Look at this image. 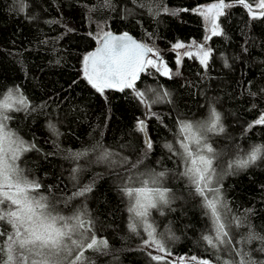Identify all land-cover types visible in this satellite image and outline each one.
I'll return each instance as SVG.
<instances>
[{"label": "trees", "instance_id": "1", "mask_svg": "<svg viewBox=\"0 0 264 264\" xmlns=\"http://www.w3.org/2000/svg\"><path fill=\"white\" fill-rule=\"evenodd\" d=\"M214 2L217 0H148L150 11L136 0H111V8L89 12L98 0H23V11L17 0H0V98L9 88L18 87L28 101L26 109L9 112L12 118L6 123L39 149L24 153L18 164L43 185L44 194L67 202L60 204L65 213L86 207L97 238L108 243L99 252H85L93 264L157 262L143 246L142 230L136 234L127 227L128 201L119 193L116 177L122 170L105 163L88 164L94 155L75 160L70 154L100 142L134 163L143 156L146 139L153 147L141 168L167 169L164 186L173 195L163 215L152 210L150 221L157 238L164 234L165 246L173 256L197 257L210 264H220L217 256L228 258L227 251L209 248L201 239L209 222L199 198L189 196L185 180L176 175L180 171L176 158L164 147L176 140L178 120L206 118L210 106L221 114L225 129L210 140L221 154L225 173L220 178L221 193L232 212L244 220L243 226L233 227L234 243L229 247L243 249L253 260L264 262V241L246 239L249 232L264 237V156L245 169H228L229 162L253 145H264V125L248 127L264 113V19L253 20L245 8L234 5L218 17L221 34L207 35L202 16L192 10ZM248 2L256 7L260 0ZM176 8L178 14L171 15ZM98 26L127 32L160 54L171 78L149 67L136 81L150 107L129 89L106 90L101 96L82 78V59L97 44L92 34L98 32ZM177 42H201L211 49L207 66L196 55L183 56L178 66L173 50ZM165 90L168 97L151 103L156 92ZM139 120L145 121L144 132L137 129ZM78 165L81 171L73 173ZM94 178L91 192L73 197ZM167 261L165 258L162 264Z\"/></svg>", "mask_w": 264, "mask_h": 264}, {"label": "snow or ice", "instance_id": "2", "mask_svg": "<svg viewBox=\"0 0 264 264\" xmlns=\"http://www.w3.org/2000/svg\"><path fill=\"white\" fill-rule=\"evenodd\" d=\"M17 2L20 4L19 10L23 11V0ZM136 2L138 6H147L152 11L148 0H136ZM234 5L245 8L253 20L264 19V11H254L248 0H231V3L217 0L192 11L203 17L210 27L211 35L216 36L221 34L216 22L217 18L224 15L226 8ZM111 7V0H98L95 7L89 8V12L97 8ZM256 8L264 10V0H260ZM155 14H158V11ZM98 28V32L92 34L97 47L94 51L86 53L82 59V78L101 96L105 95L107 89L119 92L129 89L140 103L146 108L150 107L145 92L137 88L136 81L140 73L149 67L171 78L160 54L152 47L138 42L127 32L116 36L110 31H105L104 26ZM73 30L68 29V31ZM184 47L179 42L173 45L174 49ZM184 55L191 58L194 53L187 51ZM195 55L201 65L207 66L211 49H206L204 45H195ZM176 63L180 65L179 58ZM179 74L176 72V75ZM152 91L156 90L152 89ZM169 95L166 90L162 94L156 92V98L151 103H156ZM27 107L28 101L18 87L9 88L0 98V264H93L85 252L88 250L99 252L101 248H107L108 243L97 238L93 231L94 223L86 207L75 208L70 213H65L60 208V204L67 202L44 194L41 191L43 185L38 180L31 179L26 170L18 164L24 153L33 149L39 151L35 144L24 141L11 131L6 123L12 118L8 115L9 112ZM256 125H264V113H261L248 127L251 129ZM49 128L53 134L59 135L54 125L50 124ZM178 128L174 143H166L164 147L176 158L174 162L180 169L176 175L185 180L189 196L199 198L202 214L209 222L207 233L203 234L201 239L209 248L218 252H228L227 259L221 260L217 256L220 264H264L253 260L243 249L229 247L234 243L233 227L243 226L244 220L232 212L219 186L220 178L225 173L220 166L221 154L216 151L210 140L212 135H220L225 131L221 123V114L215 107L210 106L206 118L193 121L178 120ZM137 129L140 132L145 131L144 120L138 121ZM152 147V141L146 139L143 156L134 163H130L127 157L121 158L119 153L106 148L100 142L91 149L70 155L75 160L94 155L95 159L88 160V164L105 163L110 168L118 166L122 170L116 173V177L118 191L128 201L127 227L130 232L136 234H139L138 229H143L147 235V239L143 241L144 248L154 249L163 254L154 255L149 252L152 261L162 264L165 257L171 253L165 246L164 234H161L160 239L157 238L156 228L150 222V217L152 210H157L163 215V208L170 206L173 195L172 189L164 186L167 169L157 171L147 166L141 168ZM262 156H264V145H253L243 156H238L236 160L229 162L228 169H245ZM79 171H81L79 165L72 169L73 173ZM94 183L95 178L92 183L84 185L73 193V197L85 196L92 191ZM48 191H52L51 186ZM4 225H7V228H4ZM168 238L176 239L175 236ZM254 238L264 241V237H256L251 232L246 239L250 241ZM261 251H264V248ZM190 259L197 261V264H210L208 260L197 257ZM178 260L179 264H184V257ZM166 264L172 262L167 261Z\"/></svg>", "mask_w": 264, "mask_h": 264}, {"label": "rangeland", "instance_id": "3", "mask_svg": "<svg viewBox=\"0 0 264 264\" xmlns=\"http://www.w3.org/2000/svg\"><path fill=\"white\" fill-rule=\"evenodd\" d=\"M209 5V4H208ZM204 6H207V5H204ZM204 6H202V7H204ZM171 15H177L178 14V12L176 11V10H174V9H171V11L169 12ZM202 19H203V17H202ZM218 19V18H217ZM203 21H204V19H203ZM217 22V21H216ZM218 23V22H217ZM204 24H205V28H206V34L207 35H211V31H210V27H209V25L204 21ZM179 43H181V42H179ZM176 44V43H175ZM185 47L184 48H181V49H174L173 48V50H174V52L176 53V59L177 58H179L180 60L182 59V57L183 56H185L184 55V53L185 52H187V51H192L193 53H194V56H195V45L193 46V47H189L190 45H189V43H182ZM151 55V54H150ZM196 58H197V56H196ZM198 59V58H197ZM214 135H212L211 137H213ZM223 176V175H222ZM222 178V177H221ZM220 183H221V181H220ZM151 222V221H150ZM141 230H142V232H143V229L142 228H140ZM147 239V235H146V233H144L143 232V241L144 240H146ZM159 239V238H158ZM146 249V248H145ZM146 250H148V251H150L152 254H154V255H163V254H161V253H159V252H157V251H155L154 249H146ZM180 257H184V256H180ZM179 256L177 257V256H173V255H169V256H166L165 258H167V260H169V261H171L172 262V264H179V260H178V258H180ZM191 258V256L190 257H184V264H187V263H197V261H193V260H191L190 259Z\"/></svg>", "mask_w": 264, "mask_h": 264}, {"label": "water", "instance_id": "4", "mask_svg": "<svg viewBox=\"0 0 264 264\" xmlns=\"http://www.w3.org/2000/svg\"><path fill=\"white\" fill-rule=\"evenodd\" d=\"M253 9H254V11H256V12H260V11H264V10H261V9H258V8H256V7H254L253 6ZM176 11H178L179 10V8H176L175 9ZM113 35H116V36H119V35H121V34H123V33H116V32H111ZM130 35V34H129ZM130 36H132V35H130ZM133 37V36H132ZM134 38V37H133ZM135 39V38H134ZM135 40H137V39H135ZM138 41V40H137ZM139 42V41H138ZM97 47V44L95 45V47L91 50V51H94L95 50V48ZM90 51V52H91ZM150 55V54H149ZM141 74V73H140ZM107 90H112V91H116V90H113V89H107Z\"/></svg>", "mask_w": 264, "mask_h": 264}, {"label": "flooded vegetation", "instance_id": "5", "mask_svg": "<svg viewBox=\"0 0 264 264\" xmlns=\"http://www.w3.org/2000/svg\"><path fill=\"white\" fill-rule=\"evenodd\" d=\"M217 21H218V19H217ZM189 45L193 47L194 45H204V44L201 43V42H197V43H193V42H192V43H189ZM190 46H189V47H190ZM204 47H205L206 49H208L205 45H204Z\"/></svg>", "mask_w": 264, "mask_h": 264}]
</instances>
